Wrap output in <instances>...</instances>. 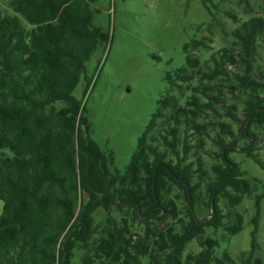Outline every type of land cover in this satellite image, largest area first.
Wrapping results in <instances>:
<instances>
[{
  "label": "trees",
  "instance_id": "1",
  "mask_svg": "<svg viewBox=\"0 0 264 264\" xmlns=\"http://www.w3.org/2000/svg\"><path fill=\"white\" fill-rule=\"evenodd\" d=\"M94 1L8 0L14 15L0 7V148L12 151L0 152V264H140L143 256L148 264H237L228 251L216 255L219 239L206 235V227L233 235L244 226L235 207L253 195L257 178L247 176L234 153L264 170L258 131L264 138V70L256 72L253 64L264 14L239 22L233 44L205 61L199 52L211 49V39L184 45L186 64L167 72L166 92L120 171L110 168L113 154L91 138L86 102L74 95L84 76L87 94V62L109 42L92 24ZM202 2L211 11L212 0ZM17 14L34 26L25 27ZM227 94L243 104L239 136L222 124L231 139L218 136V161L208 174L188 130L203 127L201 115ZM182 193L185 217L178 206ZM263 196H255L246 264H264L254 257ZM200 204L211 210L209 218L197 216ZM193 239L201 250L184 257Z\"/></svg>",
  "mask_w": 264,
  "mask_h": 264
},
{
  "label": "rangeland",
  "instance_id": "2",
  "mask_svg": "<svg viewBox=\"0 0 264 264\" xmlns=\"http://www.w3.org/2000/svg\"><path fill=\"white\" fill-rule=\"evenodd\" d=\"M7 2L8 0H0L2 11L16 14ZM212 2L211 11L202 0H96L91 4L92 24L109 35V42L105 48L100 47L87 62L86 76L92 77L87 94L84 96L87 84L84 76L74 90V95L86 102L91 138L104 152L113 154L114 161L110 165L112 170L125 171L129 165L139 137L156 111L159 98L166 92L167 72L186 64L184 45L195 37L206 36L211 39V49L199 52L205 61L214 50L233 44L235 39L232 30L239 22L264 14V0ZM228 13L236 14L237 18L230 17ZM17 15L28 29L34 26L20 14ZM258 42L253 61L256 72L264 70V37ZM229 70L238 71L234 66H230ZM215 93L217 92L212 94ZM202 98L203 101L208 100L205 95ZM220 100L213 99L215 110L208 109L199 118L203 127L198 131L193 128L188 130L193 152L198 150L202 154L208 174L212 165L218 161V136H224L226 141L231 139L224 134L227 129L222 124L229 125L235 136H239L243 119L241 102L230 94H227L226 100ZM183 129L184 126H181V140L185 135ZM258 131L261 147L259 155L264 160L263 133L262 130ZM244 143V139L239 142L240 145ZM0 152L12 155L9 148H0ZM232 157L248 177L257 178L256 190L253 195L244 196L242 202L235 207L243 215L242 230L229 235L223 229L215 231L212 227H206V235L219 239L216 255L228 251L237 264H246L253 249V218L257 214L255 196L264 191V170L253 159L240 152L234 153ZM191 160L196 162L195 155H191ZM204 185L206 184L202 186L203 196ZM220 204L227 214L229 210L225 202L221 201ZM178 206L185 217L187 212L183 193ZM260 208L254 257H260L264 263V196ZM2 210L3 201L0 199V214ZM196 213L200 219H206L210 217L211 210L200 204L196 207ZM98 215L103 217L104 211L99 210ZM225 220H229L228 217ZM136 229L142 231L143 227L137 225ZM200 250L197 239H193L186 245L184 257ZM141 260L140 264H148L149 258L143 256Z\"/></svg>",
  "mask_w": 264,
  "mask_h": 264
}]
</instances>
